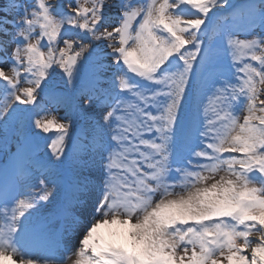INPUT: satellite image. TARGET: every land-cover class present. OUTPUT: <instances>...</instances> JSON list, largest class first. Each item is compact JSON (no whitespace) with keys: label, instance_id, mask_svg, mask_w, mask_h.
<instances>
[{"label":"snow or ice","instance_id":"snow-or-ice-1","mask_svg":"<svg viewBox=\"0 0 264 264\" xmlns=\"http://www.w3.org/2000/svg\"><path fill=\"white\" fill-rule=\"evenodd\" d=\"M0 133V264H264V0H0Z\"/></svg>","mask_w":264,"mask_h":264},{"label":"bare ground","instance_id":"bare-ground-1","mask_svg":"<svg viewBox=\"0 0 264 264\" xmlns=\"http://www.w3.org/2000/svg\"><path fill=\"white\" fill-rule=\"evenodd\" d=\"M5 67H6L5 69L7 70V66H5ZM57 114H58V115H63V110H60ZM0 137H2V133H0ZM13 146H15V144H11V145L9 146V149L12 148ZM40 147H41V150H43L44 145L41 144ZM9 149H8V150H9ZM8 150H5L2 146H0V161H1V159L4 158V155L7 153Z\"/></svg>","mask_w":264,"mask_h":264},{"label":"rangeland","instance_id":"rangeland-1","mask_svg":"<svg viewBox=\"0 0 264 264\" xmlns=\"http://www.w3.org/2000/svg\"><path fill=\"white\" fill-rule=\"evenodd\" d=\"M234 2H236V3H240V2H243V0H234ZM6 68V67H5ZM246 254H249L250 255V253H246Z\"/></svg>","mask_w":264,"mask_h":264}]
</instances>
